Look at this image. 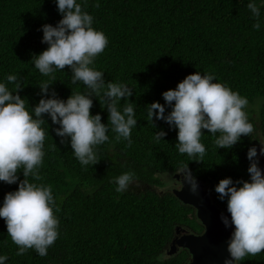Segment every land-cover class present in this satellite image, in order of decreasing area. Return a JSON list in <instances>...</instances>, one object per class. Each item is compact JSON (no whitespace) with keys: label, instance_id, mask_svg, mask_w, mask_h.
I'll list each match as a JSON object with an SVG mask.
<instances>
[{"label":"trees","instance_id":"16d2710c","mask_svg":"<svg viewBox=\"0 0 264 264\" xmlns=\"http://www.w3.org/2000/svg\"><path fill=\"white\" fill-rule=\"evenodd\" d=\"M252 0H77L82 10L93 17L92 27L104 33L108 44L92 65L104 73L106 82L122 83L133 89L135 119L131 146L127 140H109L95 146L100 161L82 166L69 142L47 124L40 181L51 186L59 221V236L46 256L34 249L17 256L19 251L8 236L0 218V256L5 264H187L186 250L174 256L165 253L177 226L201 233L193 209L184 206L166 189L170 182L163 175L173 176L190 170L192 177L208 185L214 202L227 209L215 187L221 179L249 180L247 152L256 146L257 137H242L231 149L215 145V136L204 130L201 143L205 146L202 161H191L176 148L177 132L163 120L150 121L146 106L153 102L165 104L162 93L175 89L187 75L201 72L248 100L244 109L249 122L264 139V0H255L259 18L247 4ZM99 7H95L96 4ZM62 18L56 0H0V83L10 74L17 75L25 86L20 92L26 108L41 99L39 85L52 83L58 98L67 100L73 93H87L82 82L71 83V71L42 75L35 68L33 55L48 45L42 43V25L55 26ZM260 24L259 30L253 25ZM125 101H120L122 111ZM166 114L171 109L165 105ZM92 115L99 113L107 124L108 112L98 97L93 98ZM155 125V126H154ZM167 135L155 138L157 131ZM255 131V132H256ZM256 139V140H254ZM56 145V146H54ZM260 158V156H259ZM134 172L136 183L118 193L116 177ZM23 179L22 172L18 173ZM173 180V179H172ZM174 181V180H173ZM18 184L0 181V206L5 194L17 190ZM162 192V193H161ZM239 264H264V251L246 256Z\"/></svg>","mask_w":264,"mask_h":264},{"label":"clouds","instance_id":"9594fccd","mask_svg":"<svg viewBox=\"0 0 264 264\" xmlns=\"http://www.w3.org/2000/svg\"><path fill=\"white\" fill-rule=\"evenodd\" d=\"M56 5L62 18L55 26L42 25L41 42L48 47L33 55L34 66L42 75L51 76L53 81L54 72L67 67L71 71V83L82 82L88 91L85 94L72 93L65 101L58 98L51 88L52 83L42 82L38 86L41 99L32 107L33 116L26 108L27 99L20 95L25 86L17 75L6 77L7 82L14 86L12 90L6 83H0V181L18 184L17 190L5 194L0 218L6 224L8 236L19 248L17 256L24 255L29 249H34L41 257L46 256L48 248L59 236V221L54 215L56 201L51 186L29 180L30 176L33 181L42 179L39 168L45 155V129L42 127L47 124L45 116L51 119L52 124L58 125L53 131L61 138V143H70L82 166L100 162L94 148L109 140V124L116 134L115 139L127 140L130 147L131 131L138 122L134 118L133 102L129 100L133 89L126 84L106 82L103 72L90 67L108 44L104 33L92 27L93 17L82 10L77 0H56ZM247 7L253 16L259 18L260 8L255 0ZM253 27L259 30V22ZM213 81L211 74L199 71L189 74L175 89L162 93L165 104L153 102L146 106L148 120L152 123L154 119L163 120L170 128L178 130L176 148L180 154L198 158L191 161L203 160L206 149L201 136L204 130L214 136L219 133L214 141L218 149H231L242 137H250L256 131L244 111L248 100ZM94 97H98L107 109V124L102 123L99 113L91 114ZM122 100L125 106L121 111L118 104ZM165 105L171 109L167 114ZM166 135L160 130L155 138L160 140ZM257 141L259 153L255 145L247 152L249 180L233 181L228 177L221 179L215 187L218 198L227 200V212L231 217L229 220L221 214V220L225 227H234L227 247L229 258L224 260V264H239L246 256H256L264 251V170L259 167V156L264 155V140ZM20 172L23 179L18 175ZM181 173H185V179L195 193L198 185L188 165L187 171L181 170L174 175ZM115 183L118 193L127 191L136 183L135 173L125 172L116 177ZM182 187L164 192L173 194L174 190ZM188 207L194 210L197 219L196 209ZM177 227L180 230L184 226ZM165 255L167 253H162L161 258ZM7 259L6 255L0 256V264H5Z\"/></svg>","mask_w":264,"mask_h":264},{"label":"water","instance_id":"95a60500","mask_svg":"<svg viewBox=\"0 0 264 264\" xmlns=\"http://www.w3.org/2000/svg\"><path fill=\"white\" fill-rule=\"evenodd\" d=\"M259 167L264 170V160H259ZM174 178L181 181V190H174V196L184 205L196 209L197 219L203 231L199 234L186 233L177 240L176 235L172 239L168 255L173 256L178 252L186 250L189 254L187 264H224V260L229 258L227 251L228 241L234 231L233 226L225 227L221 220V214L231 219L227 209H222L214 202L208 189V185L203 181L197 182V190L191 191L190 183L185 179V173L174 175ZM180 227H177V231Z\"/></svg>","mask_w":264,"mask_h":264},{"label":"flooded vegetation","instance_id":"af4514ba","mask_svg":"<svg viewBox=\"0 0 264 264\" xmlns=\"http://www.w3.org/2000/svg\"><path fill=\"white\" fill-rule=\"evenodd\" d=\"M259 160L260 161H263L264 160V157H262V158H259ZM169 179H173L171 182H170V186L169 187H171L172 189H171V191L173 190V189H180L181 187H182V184L180 183V182H177L174 178H173V176H170L169 175ZM193 212H194V210H193ZM195 213V212H194ZM186 233H189V234H191V233H194V232H192L191 231V228H189V227H182V229H178V231L176 232V237H177V240L179 239V238H181V237H183L184 235H186ZM165 253H167V256H168V252L166 251Z\"/></svg>","mask_w":264,"mask_h":264},{"label":"rangeland","instance_id":"374dc122","mask_svg":"<svg viewBox=\"0 0 264 264\" xmlns=\"http://www.w3.org/2000/svg\"><path fill=\"white\" fill-rule=\"evenodd\" d=\"M255 134H256L257 140H264L259 132L256 131ZM256 148H257V151L259 153L260 144L258 141H256ZM262 157H264V155L260 156V158H262ZM162 177H164L166 179V181H168V182L172 181V179H169V177L167 175H163ZM166 189H171V187L166 186Z\"/></svg>","mask_w":264,"mask_h":264}]
</instances>
